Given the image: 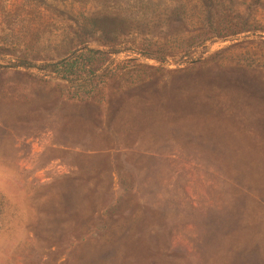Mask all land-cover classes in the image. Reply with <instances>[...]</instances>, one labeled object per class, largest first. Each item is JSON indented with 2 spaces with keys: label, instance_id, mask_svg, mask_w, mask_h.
<instances>
[{
  "label": "rangeland",
  "instance_id": "1",
  "mask_svg": "<svg viewBox=\"0 0 264 264\" xmlns=\"http://www.w3.org/2000/svg\"><path fill=\"white\" fill-rule=\"evenodd\" d=\"M0 264H264V0H0Z\"/></svg>",
  "mask_w": 264,
  "mask_h": 264
},
{
  "label": "trees",
  "instance_id": "2",
  "mask_svg": "<svg viewBox=\"0 0 264 264\" xmlns=\"http://www.w3.org/2000/svg\"><path fill=\"white\" fill-rule=\"evenodd\" d=\"M98 53L101 51L87 47L78 48L68 56L35 67L48 74H53L56 78L72 82L82 87L84 93H89L95 88L93 81L96 74L92 70V66ZM33 65L25 58H17V62L14 64V66L24 67H32Z\"/></svg>",
  "mask_w": 264,
  "mask_h": 264
}]
</instances>
